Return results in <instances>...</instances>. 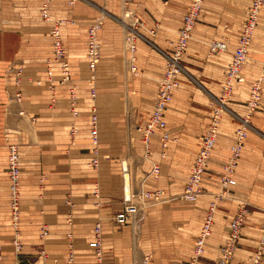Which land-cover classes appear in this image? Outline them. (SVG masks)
<instances>
[{
    "label": "crops",
    "instance_id": "0c3cea01",
    "mask_svg": "<svg viewBox=\"0 0 264 264\" xmlns=\"http://www.w3.org/2000/svg\"><path fill=\"white\" fill-rule=\"evenodd\" d=\"M189 1L130 0L127 6L121 5L120 0H79L73 5H68L66 0L50 1L51 18L55 21H63L60 24V30L71 73L73 72L72 64H75V59L79 58L77 55L86 52V29L100 13L106 12L113 16L120 14L123 9H129L138 16L141 20V37L137 39V48L134 53L135 72L131 71V54L126 49L124 33L112 18L106 19L99 30L100 61L96 70L108 76L107 87L110 91L123 88L136 91L140 95L148 90L149 99L142 106L139 103L126 102L134 106L132 115L121 113V103L115 97V92L114 97H110L113 93L109 94L107 106L101 99L92 100L98 114L99 154L103 152L105 156L99 158L96 166L90 167L85 165L93 156L89 133L90 118L85 120V123L78 118L79 130L72 129L65 88L58 87L60 90L52 104L46 92L45 70L44 88L28 92L27 97L24 95L21 110L27 115V122L32 125V128L30 125L26 127L23 119L17 122L21 127L18 137L24 142L22 146L18 144V149L20 153L27 154L28 160L27 166L22 167L21 182L25 179L27 187L34 188L40 174H44L46 187L43 195L28 193L31 195H28L27 201L32 203L37 200L36 198H41L38 202L42 203L40 209L42 211L36 208L27 210L28 214H34V218L32 217L23 227L25 229L23 232L28 236L22 240L23 246L20 253L13 255L12 249L7 247L10 244L3 247V251L6 248V254L11 251L12 263L16 261L40 263L45 260L48 264H67L65 233L69 228L64 222L71 213L74 226V264H94L93 251L88 242L93 237L92 229L97 222L101 224L104 264H143L146 257H148V264H188L193 254L196 236L200 231L199 228L196 235L194 228H189L190 218L195 214V206L189 209L188 206L180 207L179 203H172L167 210L171 216V222L162 218L158 221L159 224L155 230H150L147 216L141 236L136 241H133L130 235L129 222L118 226L111 218L123 209L125 179L123 178L121 189L120 163L125 162L128 165V162L121 161L120 156L125 153L131 155L132 149L128 144L132 129L137 126V123L143 121L144 116L154 106L157 80L164 71V56L172 50ZM2 3L3 0H0V10L3 7ZM249 3L250 0H204L201 15L196 21L182 59V66L193 82L185 74L180 75V85L172 97V100L175 99L173 113L170 116L167 113L169 104L165 111L169 131L165 156L160 154L158 131L152 135L150 152L145 153L144 156V158L150 157L152 163L147 168L148 173L153 164L159 166L158 177L161 173V179L158 182L161 185L166 184L172 189H179L182 186V191L186 185L189 169L197 152L196 146L211 114V97L221 91L232 51L237 46L238 37L245 23ZM36 24L34 19L20 18L12 24V30H5L4 20L0 16V59L5 57L6 52H11L12 57L17 55L25 58L27 63L30 58L36 57ZM46 28L43 27V30L48 32L49 27L46 26ZM46 37L50 52L48 56L51 57L50 32ZM214 40L226 41L227 49L207 57L208 43ZM9 42L13 43L11 51L5 49V44ZM248 54L252 66L258 69L259 63L264 59V5L258 17ZM71 59H73L72 63ZM245 63L246 60L242 68L245 82L234 86L232 101L236 100L235 92L242 87L245 88L244 85L249 94L250 85L244 72ZM127 68L133 73L129 83L112 76L125 74ZM55 74H59L57 69ZM232 104L244 110L245 104L233 102ZM91 105L87 103V111H90V115ZM258 114L253 117L254 130H251V135L244 141L238 159L236 182L233 185L236 186L237 199L232 200L233 204L231 203L228 210L216 207L211 234L205 243L206 254L198 261V264H215L219 247L227 236L229 221L237 212L243 198L249 205V212L246 213V221L231 264H250L258 246L261 226L264 222V116L260 115L263 114L260 111ZM81 123H84L85 127ZM17 124L14 126L19 127ZM24 124L25 128H22ZM232 125L234 126L235 123ZM82 128L85 129V134L80 131ZM235 130L224 135H221L219 130L215 146L222 152L216 156L217 158L211 156L209 159L202 178L203 188L207 189V183L215 180L214 178L220 181L223 165L228 151L230 152V145L234 141ZM136 132L140 136L137 129ZM8 138L12 141L14 136ZM3 147L4 145L0 143V183L4 180L1 178L5 164L3 154L6 153ZM36 148L38 152H35ZM134 152L142 161L141 149L136 147ZM218 153L219 151L215 152V154ZM141 163L145 164L143 161ZM37 169L39 173H36ZM181 172L183 177H180ZM128 173L131 191L129 170ZM158 177L149 174L143 181V187L150 186L153 188L151 191L163 190V197L172 195L169 191L154 185L155 182L151 183ZM148 178L153 181L149 182ZM182 179L186 182L181 184ZM202 196L203 207L200 204L196 206L204 208L205 213L210 201L204 207L206 195ZM226 215L227 218H224ZM219 216H223V220L228 219L223 235L215 225L220 222L217 218ZM171 223L176 224L171 226ZM41 224H45L48 228L47 237L44 240L40 239L39 233L37 238L30 241L29 234H34ZM224 233L225 238L222 239ZM41 249H44L45 256L41 255ZM151 252H154V256L149 254ZM260 264H264V254Z\"/></svg>",
    "mask_w": 264,
    "mask_h": 264
},
{
    "label": "built area",
    "instance_id": "2783aa9c",
    "mask_svg": "<svg viewBox=\"0 0 264 264\" xmlns=\"http://www.w3.org/2000/svg\"><path fill=\"white\" fill-rule=\"evenodd\" d=\"M74 0H70L72 3ZM50 0H41L40 16L44 22L50 26V36L52 43V55L47 60L46 82L48 89L53 92L56 85L64 86L72 80L71 67L67 58V50L63 43V37L60 30V24L63 22L55 21L51 18L49 13ZM130 0H123V5L127 6ZM203 4V0H191L186 11L182 16V24L177 32V38L173 44L171 53L165 55L164 71L157 83L156 98L153 109L151 110L145 123L137 125L136 129L140 133L141 142L143 144L145 153L150 152V139L152 135L158 131L159 142L161 146V156H165V150L169 141V131L167 130V122L165 119V111L168 104L172 101L173 93L180 85V75L183 72L182 59L187 48L188 42L192 37V31L199 16ZM264 0H251L247 12L246 19L242 31L237 40V46L232 51V56L227 67L224 82L221 87L220 94L216 97L215 106L212 108L209 120L206 124L205 130L202 133L198 150L194 156L192 165L189 169L188 179L183 191L178 195L181 199L194 202L202 194V178L206 167L208 165L211 153L215 147L221 123L222 111L226 108L227 101L232 95L235 85H240L245 82V77L242 74L243 63L247 58L252 37L257 25L258 17L261 13ZM125 17L131 18L127 33L124 35V43L127 51L131 54V71L135 72V56L136 42L141 37L139 28L141 22L131 10L127 9ZM103 19L97 17L86 29V57L89 62V67L92 71L96 69L100 60V41L99 30L102 28ZM227 49V42L222 40H214L209 44L210 53L224 51ZM264 71V63H263ZM56 69L58 75L55 74ZM19 83V80L17 81ZM37 84H41L38 80ZM90 97L94 101L97 95L94 86L93 78L91 79ZM57 85V86H58ZM261 78L250 84L248 98L245 101V114L241 117L240 125L235 130L234 141L230 145L229 157L223 165L220 175V185L223 188L235 185L233 178L234 170L237 166V161L241 155L244 141L247 137V131L250 126V120L256 112L260 98H261ZM72 92V91H71ZM74 98V95H72ZM15 99L18 102L22 100V94L17 91ZM90 138L92 144V160L91 165L98 164V145H99V127L97 107L93 103L90 107ZM23 114V111H20ZM74 131L76 128L73 129ZM125 165V167H124ZM5 169L8 178V205H9V219L10 225L16 232H19L20 215H21V155L16 142L10 141L6 143L5 153ZM122 171L128 172V165L125 162L121 163ZM159 173V166L152 165L149 174L157 177ZM1 186V185H0ZM163 190L145 191L140 189L138 191L131 190L130 193L123 195V209L121 212L114 215L111 220L115 225L121 226L127 222H133L137 219L140 212L149 204L159 202L163 199ZM1 199V190H0ZM216 203L211 201L207 211L205 212L200 231L196 236L193 254L188 261V264H198V261L205 254V243L208 236L211 234L214 212ZM247 209L245 203H241L235 215L231 218L228 224L227 236L224 242L219 247L218 256L215 264H231L234 253L241 237L242 230L246 221ZM67 222L72 225V215L68 214ZM2 222L0 214V264H5L6 256L3 251V244L1 241ZM93 237L88 242L89 247L93 251L94 264H104V249L102 245V231L101 224L95 223L93 226ZM48 229L43 227L41 230V238L46 237ZM67 264L75 263L74 240L73 233L70 229L67 234ZM12 246L15 254L18 255L22 249V241L18 236L12 238ZM42 256H45L44 249L40 251ZM264 254V222L261 226L260 238L258 246L252 256L250 264H260ZM14 264H48L45 260L40 263H22L16 261ZM143 264H148V257L143 261Z\"/></svg>",
    "mask_w": 264,
    "mask_h": 264
},
{
    "label": "rangeland",
    "instance_id": "374dc122",
    "mask_svg": "<svg viewBox=\"0 0 264 264\" xmlns=\"http://www.w3.org/2000/svg\"><path fill=\"white\" fill-rule=\"evenodd\" d=\"M50 1H52V0H50ZM66 1H67L68 5H73L76 2H78L79 0H74L72 3H70V0H66ZM120 1H121V5H123V0H120ZM190 1H189V3H190ZM49 3H51V2H49ZM203 5H204V0H203L202 8H203ZM2 6L3 7H2V10H0V16H2V18L4 20L5 30H12V28H11L12 24L17 19H20V18H30V19L36 20V22H37V24H36V30H37L36 53H37V56L30 58L28 63H27L25 58H22V57L17 56V55L12 57L11 52H6L5 57L0 59V143H2L4 145L3 149L6 151V143H7V141L10 142V139L8 137L14 136V139H12V141L16 142L17 144H20L21 146L24 143L18 137V135H19L18 131L21 130V127L17 124L19 119H23V121L26 122V127L28 125H30V128H32V125L27 122V120H28V118L26 117L27 115H25V113H23L22 115L20 114L21 105H22L24 97H25L24 95H26V97H27L28 92H31V91L33 92V90L38 91L39 89L44 88L43 83L45 81V76H44L45 70L47 69L46 64H47V60L50 58V56H48L50 53L48 41H47V37L45 38V36H49L50 26L48 23L44 22L40 16L41 0H29V1L28 0H3ZM202 8H201V11H200L199 16L196 19V21L199 19L200 15H201ZM125 10L126 9H123L120 14L113 15V16L107 14L106 12H102L97 17H102L103 24H104V21L106 19L112 18L118 24L119 28L121 29V31L125 35L128 31V28H129L128 26H129L130 21H131V18L125 17V12H126ZM140 22H141V20H140ZM45 25L47 27H49L48 32H45L43 30V27L46 28ZM140 28H139V32H140ZM211 42L212 41H210L208 43V47H209V44ZM12 44H13L12 42L6 43L5 49L10 50L13 47ZM172 47H173V45H172ZM170 53H171V51H170ZM214 53H216V52H214ZM214 53H210L209 48H208L206 56L212 57V55ZM77 56L79 57L78 60L75 59V64H72L73 72H72L71 82L67 83L64 86L57 84L58 86L56 85V88L53 92H51L50 89H48V87H47V90L45 89L48 97L51 100V103L54 104V102L56 100L57 93L60 90V88H58V87L60 86L61 88L62 87L65 88L66 96H67L66 98H67L68 105H69L70 124L72 123V125H73L72 129L76 128V131L79 130L78 125H77V119L78 118L81 119L84 123H85V120L90 118V111L89 112L87 111L88 110L87 109L88 108L87 103L88 104L90 103V105L92 104V99L90 97V87H91L90 82H91L92 78H93L94 86H95L96 92H97L96 100L101 99L104 101V103L106 105L107 99L109 98V94L113 93L110 97H114V92H115V97L118 100H120V103H121V110H122L121 113H124V115L125 114L128 115L129 113H130V115H132V111L134 110V106H132V105L130 106V105L126 104V102H129V104L135 102V103H139L142 106L148 101V99H149L148 93H147V92H149L148 90L144 91L140 95L137 94L136 91H132L130 89H123V88L110 91L107 87L108 86L107 85L108 76L101 74V73H98L97 72L98 70H96V69L94 71H92L90 69L89 64H88V59L86 57V52L84 54H78ZM249 58H250V56H249V54H247L245 68H244V72H245V76L248 80V84L250 85L252 82L261 78L262 90H261V98H260L258 108L250 120V126H249V129L247 131V137L251 135V130H254V127H255L253 124V121H254L253 117H255V115H259L258 114L259 111L263 113L260 115L264 116V112H263V108H264L263 107L264 106V71L262 68L263 63H264V59L259 63V66L257 69L256 67L252 66V62ZM70 62L72 63L73 59H71ZM164 63H165V60H164ZM122 70H123V68H122ZM257 70L259 72H256ZM126 71L127 72L125 74H116V75H112V76L114 78H117V79L120 78V80L122 82L126 81L127 83H129L133 78V73L128 68ZM183 74H185L186 77L189 78V80L193 82L191 77H188L187 72H185L184 68H183L182 75ZM18 80H19V83H17ZM38 80L41 81V84H37ZM46 80H47V78H46ZM158 80H157V83H158ZM244 87L245 88L242 87L241 90L235 92L236 94H235L234 98H236V100L232 101L231 100L232 96H230V99L227 101L226 108L222 111L221 123H220V134L221 135H224V134H227L231 131H234L240 125L241 117H243L245 114V107H244V110H241L242 108L241 109L237 108V106L233 105L232 102L245 104V101L248 98V91L245 90L246 89L245 85H244ZM156 89H157V84H156ZM17 91H20L22 94L21 102H18L15 99V94ZM151 91L153 92V88ZM219 94H220V91L217 92L216 96L211 97V111H212V108L215 106L216 97ZM72 95H74V98ZM174 102H175V99H173L169 103L168 112H167L169 114V116L173 113ZM130 109H131V111H130ZM105 111H107V110H105ZM150 112L147 113L144 116L143 121L137 123V125H142L146 121V119L148 118ZM207 122H206V124H207ZM84 123H81V124H84ZM232 123H235V125L233 126ZM14 124H17L19 127L14 126ZM83 127H85V124ZM136 127L137 126H135V128L133 127V129H132L130 139H129V144H128V146L132 149V153H131V155L129 153H125V154L120 156V159H121V161L127 160V162H128V169L130 172V180H131L132 190L138 191L140 189H143L145 191H147V190L151 191L153 189L152 187L146 186V185L143 187V181L149 175V173H148L149 169H147V168H149L152 163H151V159H149L150 157L144 158L145 150H144V147L142 148L143 144L141 142V136H139L138 133L136 132ZM205 127H206V125H205ZM205 127H204V130H205ZM22 128H25V124H24V126H22ZM80 131L83 134H85V132H86L85 129H83V128L80 129ZM234 135H235V132H234ZM247 137H246V139H247ZM198 145H199V141H198ZM198 145L196 146L197 150H198ZM136 147H139L143 153V155H142L143 160L142 161L145 162L144 165L141 163L142 161H140L139 155L135 154V152H134ZM100 149H101V146H100ZM21 150H23V147H21ZM216 151H219V153L215 154ZM35 152H38V148L35 149ZM221 152L215 146L212 153H211V156L212 157L215 156V158H217L216 156H218ZM20 155H21V172H22V170H23L22 167L27 166L26 164H27L28 160L26 158L27 154H24L23 152H21ZM3 156L5 157V153L3 154ZM103 156H105V153L102 152L101 154H99V145H98V158H97L98 161H99V158H102ZM211 156H210V158H211ZM228 157H229V151H228L227 159H228ZM227 159H226V161H227ZM226 161H225V163H226ZM90 162H91L90 160L87 161L85 163V165L87 164L90 167H94L93 165L90 164ZM238 162L239 161H237V165H238ZM5 167L6 166L4 164V171L1 175L2 176L1 178L4 180L2 181V183H0V185H1L0 186V190H1L0 212H1V222H2L1 241H2L3 247H6V246H4L6 244H10V246L7 245V247H10L12 249V251L14 252V253L12 252V254L15 255V251H14L12 243H11L12 238L14 236H18L21 239V241L24 238H27L28 234L23 232V231H25V229H23V227L25 226V224H28V221H30V219L34 215V214H28L27 210H29V209L33 210V208L34 209L36 208L38 211H42V210H40L42 208L41 207L42 203L38 202L41 198H39V197L36 198L37 200H35L34 203H32L31 201H27V200H29L27 198H28V195H31L28 193H32V195H43V192H45V187H46L45 175L40 174V178H39V180H38V182L34 188L27 187L25 179H23V181L21 182V188H20V192H21V218H20L19 232H16L14 230V228L10 225L9 205H8V198H9L8 197V194H9L8 193V180H7L8 178L6 176L7 172H6ZM236 170H237V166H236L234 173H233L234 179H236V176H235ZM36 173H39L38 169L36 170ZM182 174H183V172L180 173V177H183ZM24 176H25V174L23 173V177ZM157 177H158V175H157ZM149 178L151 179V177H149ZM150 179L148 180L149 182L153 181ZM159 179H161V173H160L158 179L156 180L157 182L153 181L151 183L155 182L154 185L158 186L159 188L165 189L166 191H169V193L172 195L164 196L161 201L149 204L147 207H145L140 212V214L137 216V219L135 221L129 222V227H130V231H131L130 235L132 237V240L136 241V239L140 238L141 230L143 228V225L145 224L144 222H145V219L147 216L149 217L148 226L151 228L150 230H155L159 224L158 221H161L162 218H164L165 221L171 222V220H170L171 216L168 214L169 212H167V210L172 205V203H179L180 207H184V206L187 207L188 206L189 209H192L195 206V209H196L195 214H193V216L190 218L189 228H191V229L194 228L195 233L197 235L198 230H199L200 225H201V222H202V219H203V216L205 214L204 213L205 210H204V208L201 209L200 207H199L200 208L199 209L196 206V204L202 205L201 203L203 201H201V197H203V196L200 195L197 198V200L194 202L183 200L178 196L182 192V188H183L182 186H180L179 189H174V188L172 189L170 186H168L166 184L165 185L159 184V182H158ZM214 179L215 180H211L209 183H207V185H206L207 189L203 188L202 194L206 195V199L204 200V207H206L207 204H209V201L210 202L214 201L216 203V207L218 209L221 207V209L228 210V209H230L232 200L237 199L236 195H235L236 194L235 193L236 186H229L228 188H223L220 185L219 179L218 180H217V178H214ZM120 181H121V189H122L123 171H122L121 163H120ZM181 181H182V182H180L181 184L183 182H186V181H184V179H182ZM28 188L30 189L29 191H31V192L28 191ZM171 198L176 199V200L173 201ZM241 203H245V207H246L247 213H248L249 212L248 211L249 205H248L246 199L243 198L242 201L239 203V206ZM239 206H238V208H239ZM202 207H203V205H202ZM27 214H28V216H27ZM163 214H164V217H162ZM217 218L219 219L220 222L215 223V225L218 228V230L222 232V235H223V229H224V227H226V224L228 223V219L223 220V216L222 217L219 216ZM224 218H227V215ZM170 222H169V224H170ZM64 223H65V225L68 226V228H69L68 231L71 229L72 233H73L74 226L68 224L67 217H66V220ZM175 224L176 223H171V226H173ZM43 227H46L45 224H41L40 227L38 229H36V232H34V234H31V235L29 234V240L31 241V239L37 238L38 234L41 233V230L43 229ZM185 229L187 231L188 227ZM67 232L65 233L66 247H67V236H66ZM39 237H40V239L44 240L47 237V235H46V237L41 238V236L39 234ZM224 238H225V233H224V236L222 239H224ZM73 240H74V237H73ZM4 252H5L6 259H7V264H14L15 262L12 263V261H11V253H10L11 251L8 254H6V248H5ZM149 254L151 256H154V252H151Z\"/></svg>",
    "mask_w": 264,
    "mask_h": 264
},
{
    "label": "bare ground",
    "instance_id": "6f19581e",
    "mask_svg": "<svg viewBox=\"0 0 264 264\" xmlns=\"http://www.w3.org/2000/svg\"><path fill=\"white\" fill-rule=\"evenodd\" d=\"M256 29V28H255ZM175 42V41H174ZM125 167V166H124ZM128 176H129V173L124 171L123 173V178L125 179V182H124V194H128L130 193V190H129V184H128ZM203 195V194H201Z\"/></svg>",
    "mask_w": 264,
    "mask_h": 264
}]
</instances>
